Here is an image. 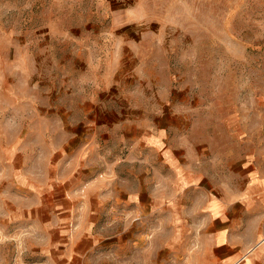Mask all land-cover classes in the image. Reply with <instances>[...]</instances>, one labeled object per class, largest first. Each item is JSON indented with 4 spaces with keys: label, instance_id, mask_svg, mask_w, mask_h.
Here are the masks:
<instances>
[{
    "label": "rangeland",
    "instance_id": "374dc122",
    "mask_svg": "<svg viewBox=\"0 0 264 264\" xmlns=\"http://www.w3.org/2000/svg\"><path fill=\"white\" fill-rule=\"evenodd\" d=\"M0 264H264V0H0Z\"/></svg>",
    "mask_w": 264,
    "mask_h": 264
},
{
    "label": "crops",
    "instance_id": "0c3cea01",
    "mask_svg": "<svg viewBox=\"0 0 264 264\" xmlns=\"http://www.w3.org/2000/svg\"><path fill=\"white\" fill-rule=\"evenodd\" d=\"M259 230L263 231V228L260 227ZM225 232V229L215 231L210 238L211 245L215 248H226L224 251L228 252L230 262H238L242 258V253H248V242H239L235 237L231 238L229 235L225 234ZM255 242L256 241H252V245H257Z\"/></svg>",
    "mask_w": 264,
    "mask_h": 264
}]
</instances>
